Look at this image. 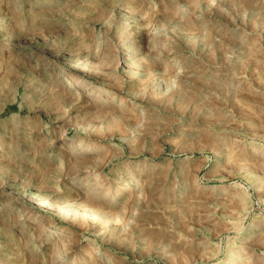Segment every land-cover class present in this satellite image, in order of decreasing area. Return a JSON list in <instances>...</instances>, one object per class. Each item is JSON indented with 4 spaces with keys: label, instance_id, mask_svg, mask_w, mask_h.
Listing matches in <instances>:
<instances>
[{
    "label": "rangeland",
    "instance_id": "374dc122",
    "mask_svg": "<svg viewBox=\"0 0 264 264\" xmlns=\"http://www.w3.org/2000/svg\"><path fill=\"white\" fill-rule=\"evenodd\" d=\"M0 264H264V0H0Z\"/></svg>",
    "mask_w": 264,
    "mask_h": 264
},
{
    "label": "bare ground",
    "instance_id": "6f19581e",
    "mask_svg": "<svg viewBox=\"0 0 264 264\" xmlns=\"http://www.w3.org/2000/svg\"><path fill=\"white\" fill-rule=\"evenodd\" d=\"M100 95V94H99ZM72 148H70L69 152H73V151H77L79 150L81 147L78 144H72L71 146ZM83 148V147H82ZM79 152V151H78ZM128 180V179H127ZM116 188H113L111 190H109L108 193L114 194L115 196H121L123 194H125L126 191L133 189V183L126 181V182H121V183H117L115 184ZM134 190V189H133ZM92 215V214H91ZM46 233V232H45ZM47 238V237H46ZM55 244V242H54ZM61 246V245H60ZM56 248V244L52 249ZM55 251V250H54ZM58 252V251H57ZM12 261V260H11Z\"/></svg>",
    "mask_w": 264,
    "mask_h": 264
}]
</instances>
